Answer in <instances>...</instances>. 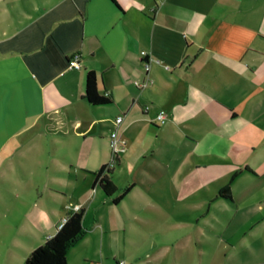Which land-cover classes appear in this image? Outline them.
<instances>
[{
	"label": "crops",
	"instance_id": "1",
	"mask_svg": "<svg viewBox=\"0 0 264 264\" xmlns=\"http://www.w3.org/2000/svg\"><path fill=\"white\" fill-rule=\"evenodd\" d=\"M113 1L0 0V264H24L69 212L55 207L61 184L49 175L18 197L21 211H2L8 167L43 165L45 155L53 165L75 140L90 174L74 205L84 211L112 131L125 142L111 175L119 193L130 188L124 199L224 200L218 191L249 168L224 201L249 202L264 238V0ZM74 54L80 68L68 70ZM90 70L111 105L81 98ZM146 77L147 89L134 87ZM86 236L67 264L100 259Z\"/></svg>",
	"mask_w": 264,
	"mask_h": 264
},
{
	"label": "rangeland",
	"instance_id": "2",
	"mask_svg": "<svg viewBox=\"0 0 264 264\" xmlns=\"http://www.w3.org/2000/svg\"><path fill=\"white\" fill-rule=\"evenodd\" d=\"M70 143L64 155L54 156L53 165L45 155L43 165L28 160L26 167H8L10 197L2 211H21L22 197L47 175L61 184H57L55 207H74L83 179L88 180L90 174L79 162L75 140ZM98 193V188L92 192L82 221L89 246H101L95 264H114L113 260L125 264H264V238L258 233L262 225L254 223L257 215L249 209V202L184 199L170 205L152 196H137L112 206ZM198 211L201 214L195 215Z\"/></svg>",
	"mask_w": 264,
	"mask_h": 264
},
{
	"label": "trees",
	"instance_id": "3",
	"mask_svg": "<svg viewBox=\"0 0 264 264\" xmlns=\"http://www.w3.org/2000/svg\"><path fill=\"white\" fill-rule=\"evenodd\" d=\"M112 2H114L112 0ZM81 98L92 107L109 106L112 100L107 96H100L97 91V77L94 71L85 73L84 92ZM118 161H116L117 165ZM251 172L244 168L233 174L229 182L218 191V198L231 201V186L233 181L242 172ZM112 169L107 165L101 166L94 174L93 190L98 188L104 197L109 198L113 205H118L129 193L126 188L119 193L118 188L111 180ZM114 198L113 196L116 195ZM84 211L80 208L77 212H68L66 220L56 233L34 249L26 258L24 264H67L66 255L72 246L84 235L82 221Z\"/></svg>",
	"mask_w": 264,
	"mask_h": 264
},
{
	"label": "built area",
	"instance_id": "4",
	"mask_svg": "<svg viewBox=\"0 0 264 264\" xmlns=\"http://www.w3.org/2000/svg\"><path fill=\"white\" fill-rule=\"evenodd\" d=\"M140 57H146V53L144 51L140 52ZM79 60H80V57L78 54L72 55V57L68 61L67 69L68 70L79 69L80 68ZM143 67H144L145 72L147 73L149 71V68H150L149 67V61L146 60L144 62ZM164 70L167 72H170L171 69L169 67L165 66ZM151 84H152V81L147 77L142 82H140L138 80L133 81L134 87H136L139 90L147 89ZM145 111H147V108H145ZM155 121L158 122L160 125H163L165 123L166 119H165L164 115L158 114L155 118ZM121 122H122V116H119L114 120V125L119 126L121 124ZM109 147L111 150V159H110L109 165H107V168L112 169L116 165V161H118V158L120 156H122L126 151L125 142L122 141L120 138H118L116 131H112L110 133ZM68 210L70 212H77L80 210V207L74 206V207L68 208ZM65 220H66V217L61 221L59 228L62 226V224L65 222ZM116 264H125V263L122 261H117Z\"/></svg>",
	"mask_w": 264,
	"mask_h": 264
}]
</instances>
